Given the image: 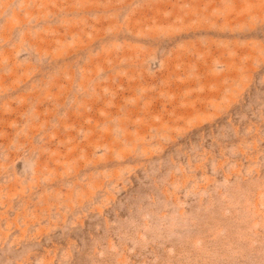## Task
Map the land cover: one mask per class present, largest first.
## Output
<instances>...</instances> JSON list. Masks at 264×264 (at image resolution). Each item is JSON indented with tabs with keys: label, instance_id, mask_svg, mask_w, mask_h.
<instances>
[{
	"label": "rangeland",
	"instance_id": "rangeland-1",
	"mask_svg": "<svg viewBox=\"0 0 264 264\" xmlns=\"http://www.w3.org/2000/svg\"><path fill=\"white\" fill-rule=\"evenodd\" d=\"M0 264H264V0H0Z\"/></svg>",
	"mask_w": 264,
	"mask_h": 264
}]
</instances>
